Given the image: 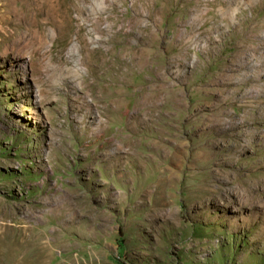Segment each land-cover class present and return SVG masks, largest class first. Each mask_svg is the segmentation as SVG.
<instances>
[{"label": "rangeland", "instance_id": "obj_1", "mask_svg": "<svg viewBox=\"0 0 264 264\" xmlns=\"http://www.w3.org/2000/svg\"><path fill=\"white\" fill-rule=\"evenodd\" d=\"M0 264H264V0H0Z\"/></svg>", "mask_w": 264, "mask_h": 264}]
</instances>
